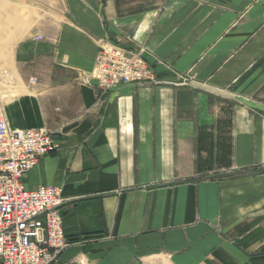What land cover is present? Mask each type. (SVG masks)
<instances>
[{
	"label": "crops",
	"instance_id": "1",
	"mask_svg": "<svg viewBox=\"0 0 264 264\" xmlns=\"http://www.w3.org/2000/svg\"><path fill=\"white\" fill-rule=\"evenodd\" d=\"M0 12L7 123L56 145L23 179L64 200L55 264H264V0H0ZM102 42L143 45L168 84L82 85Z\"/></svg>",
	"mask_w": 264,
	"mask_h": 264
},
{
	"label": "built area",
	"instance_id": "2",
	"mask_svg": "<svg viewBox=\"0 0 264 264\" xmlns=\"http://www.w3.org/2000/svg\"><path fill=\"white\" fill-rule=\"evenodd\" d=\"M36 37L35 40H40ZM147 49L135 44L124 48L102 42L94 67L82 74V85L97 82L99 89L110 91L126 84L157 81L144 60ZM6 72L0 73V81ZM36 86V78L29 79ZM56 150L45 129H11L0 101V264H55L68 245L59 208L64 203L60 190L39 186L26 190L25 175L41 158Z\"/></svg>",
	"mask_w": 264,
	"mask_h": 264
},
{
	"label": "rangeland",
	"instance_id": "3",
	"mask_svg": "<svg viewBox=\"0 0 264 264\" xmlns=\"http://www.w3.org/2000/svg\"><path fill=\"white\" fill-rule=\"evenodd\" d=\"M0 16H2L3 12H0ZM6 17L10 18V22L13 20V24L11 26H8L9 29L16 30L20 27L15 24V21H18L20 23L24 19H22V16L24 15V9L21 7H16L13 9L10 13L5 14ZM3 15V16H5ZM4 18V17H3ZM10 25V23H9ZM7 25L4 23V20L1 18L0 19V73L6 72V74H9V55L8 52L13 50L14 45L12 44L10 39H6L5 37V30H6ZM22 27V26H21ZM5 81H0V91H2V96L5 95V91L7 90L9 83Z\"/></svg>",
	"mask_w": 264,
	"mask_h": 264
},
{
	"label": "bare ground",
	"instance_id": "4",
	"mask_svg": "<svg viewBox=\"0 0 264 264\" xmlns=\"http://www.w3.org/2000/svg\"><path fill=\"white\" fill-rule=\"evenodd\" d=\"M7 72V71H6Z\"/></svg>",
	"mask_w": 264,
	"mask_h": 264
}]
</instances>
